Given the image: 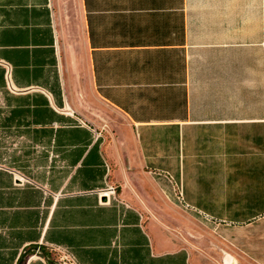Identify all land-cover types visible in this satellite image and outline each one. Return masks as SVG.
Listing matches in <instances>:
<instances>
[{
  "label": "crops",
  "instance_id": "crops-1",
  "mask_svg": "<svg viewBox=\"0 0 264 264\" xmlns=\"http://www.w3.org/2000/svg\"><path fill=\"white\" fill-rule=\"evenodd\" d=\"M55 2L0 0V264H264V0Z\"/></svg>",
  "mask_w": 264,
  "mask_h": 264
},
{
  "label": "rangeland",
  "instance_id": "rangeland-1",
  "mask_svg": "<svg viewBox=\"0 0 264 264\" xmlns=\"http://www.w3.org/2000/svg\"><path fill=\"white\" fill-rule=\"evenodd\" d=\"M55 4V15L56 20H58V24L61 27H64V30L69 38L74 39L78 34L79 22V8L77 0H56ZM77 122L80 125L86 126L81 118H78ZM147 188H149V186H147ZM106 189H108V196L111 195L114 198L117 197L113 186L108 185ZM166 207L173 208V206L169 203ZM181 213L183 215L174 213L173 217H176L174 222L178 225V227L183 229V236L187 240V245H191L192 247L196 246L199 250H201V252L207 255H212L213 260H216L217 263L222 264L224 262V264H236L232 248L216 236L208 223H204L202 220H197L195 218L193 219L191 216L186 215L183 211ZM29 257L30 255L27 253L21 260H23L24 263ZM49 257L55 262L59 261L57 256L52 255ZM223 258L225 259L224 261Z\"/></svg>",
  "mask_w": 264,
  "mask_h": 264
},
{
  "label": "bare ground",
  "instance_id": "bare-ground-1",
  "mask_svg": "<svg viewBox=\"0 0 264 264\" xmlns=\"http://www.w3.org/2000/svg\"><path fill=\"white\" fill-rule=\"evenodd\" d=\"M229 259V258H228ZM224 261V260H223ZM227 262V261H226ZM233 262V261H232ZM224 263V262H223ZM230 263V262H229ZM226 264H228V263H226ZM234 264V263H233Z\"/></svg>",
  "mask_w": 264,
  "mask_h": 264
},
{
  "label": "trees",
  "instance_id": "trees-1",
  "mask_svg": "<svg viewBox=\"0 0 264 264\" xmlns=\"http://www.w3.org/2000/svg\"><path fill=\"white\" fill-rule=\"evenodd\" d=\"M20 264H23V261H21Z\"/></svg>",
  "mask_w": 264,
  "mask_h": 264
}]
</instances>
